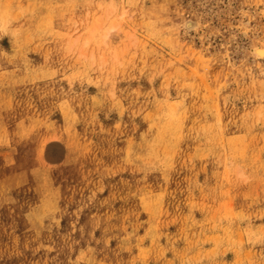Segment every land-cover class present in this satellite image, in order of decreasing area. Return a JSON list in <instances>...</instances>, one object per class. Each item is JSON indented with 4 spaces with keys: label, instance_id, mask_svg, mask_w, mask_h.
<instances>
[{
    "label": "rangeland",
    "instance_id": "rangeland-1",
    "mask_svg": "<svg viewBox=\"0 0 264 264\" xmlns=\"http://www.w3.org/2000/svg\"><path fill=\"white\" fill-rule=\"evenodd\" d=\"M260 52L264 0H0V264H264Z\"/></svg>",
    "mask_w": 264,
    "mask_h": 264
},
{
    "label": "bare ground",
    "instance_id": "bare-ground-1",
    "mask_svg": "<svg viewBox=\"0 0 264 264\" xmlns=\"http://www.w3.org/2000/svg\"><path fill=\"white\" fill-rule=\"evenodd\" d=\"M112 29H113V28H111L110 32L106 33V34L103 36V41H102V44H103V45H107V46H109V45L111 44L109 38L112 37ZM113 30H114V29H113ZM89 41H90V40L87 39L85 45H88V44H89ZM255 50H257V49L255 48ZM257 52H258V50H257ZM257 52H256V53H257ZM258 54H259V53H257V55H258ZM262 55H264L263 52H260V56H258V57H261Z\"/></svg>",
    "mask_w": 264,
    "mask_h": 264
}]
</instances>
